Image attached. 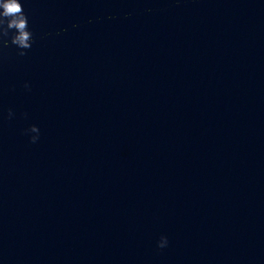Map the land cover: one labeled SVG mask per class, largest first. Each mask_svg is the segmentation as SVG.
<instances>
[{
    "label": "water",
    "instance_id": "95a60500",
    "mask_svg": "<svg viewBox=\"0 0 264 264\" xmlns=\"http://www.w3.org/2000/svg\"><path fill=\"white\" fill-rule=\"evenodd\" d=\"M20 2L0 264H264V0Z\"/></svg>",
    "mask_w": 264,
    "mask_h": 264
},
{
    "label": "clouds",
    "instance_id": "9594fccd",
    "mask_svg": "<svg viewBox=\"0 0 264 264\" xmlns=\"http://www.w3.org/2000/svg\"><path fill=\"white\" fill-rule=\"evenodd\" d=\"M0 8L3 9V11L0 12V18L8 19V26L10 28L19 29L21 35L18 39L22 43L25 42L28 36V34L24 31L27 17L23 11V6L20 0H0ZM25 46L27 45L25 44Z\"/></svg>",
    "mask_w": 264,
    "mask_h": 264
}]
</instances>
